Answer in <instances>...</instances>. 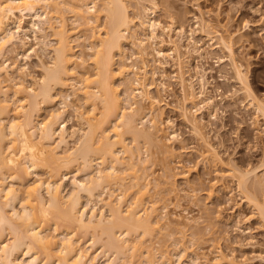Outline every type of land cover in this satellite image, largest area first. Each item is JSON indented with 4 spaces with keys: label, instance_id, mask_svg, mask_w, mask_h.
Listing matches in <instances>:
<instances>
[{
    "label": "bare ground",
    "instance_id": "1",
    "mask_svg": "<svg viewBox=\"0 0 264 264\" xmlns=\"http://www.w3.org/2000/svg\"><path fill=\"white\" fill-rule=\"evenodd\" d=\"M133 3L136 8L130 14L124 0H0V264H174L173 259L185 257L184 236L192 230L189 235L193 240L191 235L200 233L201 217L189 216L185 208L186 216L172 215L166 212L167 204L158 205L167 194L179 201L175 180L179 177L188 185L189 173V169L173 172L175 167L171 165L172 157H176L172 142L178 140L180 144L182 140L171 129V119L163 117L166 104L162 95L167 93L168 79L177 80L178 112L203 145L202 151H197L200 160L203 163L209 158L208 162H214L205 161L209 166L222 164L202 130L204 113H200L206 109L213 117L217 103L216 94L208 90V68L202 64L210 53L202 52L205 49H200L201 43L197 45L198 38L194 41V35L189 37L195 29V33L200 30L209 40L214 39L208 47L223 53L215 62L225 58L231 77L248 100L247 106L264 122V99L251 87L235 55V42L241 39L237 29L230 30L227 21L211 22L199 11L195 16L199 30L194 23L195 29L190 26L189 33L183 22L186 12L181 9L175 11L176 22L180 20L177 27H171L173 21L162 24L153 16L159 6L165 14L173 13L172 0ZM67 5L71 6L66 10L75 9L71 11L75 22L85 28L79 39L83 44L77 50L71 45L64 12L61 14ZM99 17H103L102 23ZM30 32L40 53L32 46L25 47ZM125 45L132 51L129 56ZM21 49L37 53L35 65L40 77L30 78L29 85L24 82L26 67L18 63ZM191 49L197 53L195 63L190 60ZM46 56L49 62H45ZM86 59L92 65L90 73L84 65ZM168 60L173 62L171 75L165 70ZM155 61L161 65V80L148 82L147 75L152 72L149 66ZM75 94L78 103L87 109L73 108L79 122L69 128L64 114L71 108L69 99ZM42 110H47L43 117ZM185 146L179 147L184 153ZM154 149L161 154L163 164L160 178L157 176L160 181L150 178V170L148 173L158 156ZM151 158L152 163L147 164ZM231 163H224L228 171L221 175L234 182L264 229V153L250 168ZM70 173H74L72 186L64 193L62 181ZM150 185L154 194L150 193ZM156 189L166 190L161 192L165 197H160ZM210 191L214 193L210 187L208 196ZM189 195V201L199 209L196 194ZM209 222L204 228L211 226ZM163 231L165 240L170 241L168 245L161 243L162 237L157 238L158 233L164 235ZM84 235L87 239L82 243ZM210 248L202 255L206 263L240 264L219 245ZM190 252L194 256L190 264H201L198 252ZM206 253H213V257Z\"/></svg>",
    "mask_w": 264,
    "mask_h": 264
},
{
    "label": "rangeland",
    "instance_id": "2",
    "mask_svg": "<svg viewBox=\"0 0 264 264\" xmlns=\"http://www.w3.org/2000/svg\"><path fill=\"white\" fill-rule=\"evenodd\" d=\"M133 1L135 2V0H124V2H126V4L128 5L127 7L129 9L128 11L130 14L131 13L133 14L132 11L136 8ZM172 2H174L176 7H174V4L172 3L174 8V9L172 8V12L173 11L174 12L173 13L168 12L170 14L169 16L168 13L165 14L163 8H160L161 6H159V10H157L158 12L156 11L155 14H153V16L156 19L157 18L161 19L159 21L160 22L162 21L163 22L162 24L166 23L167 25H169L173 21L171 27H175L176 25L178 26L180 20L178 21V18L176 17L178 22L177 23L175 20V16L178 15L177 13H179L177 11L181 9L180 11L182 13L186 12V14H184L185 15L184 18H186V20L184 19L183 22L187 23L185 24L187 27H185L184 25V28H187L185 29L187 31L190 28V26L194 27V28L191 27V29H195V24L197 23L196 17L199 16V11L202 13V15L205 18L208 17V19H211L210 20L211 22L215 23L216 20H220V23L222 24L225 21H227L228 22L227 25L230 30H235V29L238 30V32L241 34V39L235 42L234 45L235 55L240 58L239 60L240 62H242L243 68L246 72L247 80L250 83L251 87L261 98L264 99V0H172ZM70 6L71 5H67V7L64 8L65 10L62 9L61 14L62 12H64L63 18L65 17L64 19L66 23L65 25L67 27L66 28L67 33H70V35L68 34L69 39L70 38L72 39L70 40L72 41L71 45L74 46L75 50H77L78 48L80 49L81 45L83 44V43L81 44L79 39L83 35L82 32L85 31V28L83 27V25L78 23L79 21L75 22L76 18H74L75 17L74 15L72 16V14H74L72 12H74L75 9L73 11L66 10L67 8L70 9ZM175 11L177 13H175ZM207 13L209 14V16ZM170 16L173 18H171ZM102 19L103 17L101 18L99 17L98 21L102 23L103 22ZM197 24H196V28L197 30H199L198 29L199 25ZM80 25L82 27H80ZM82 28H84L83 31ZM194 31H196V29ZM194 31H192V35L189 37H193L194 35L193 39L198 38L197 40H200V42L197 43V45L201 43L202 45H200L201 46L200 49H205V51L202 50V52L208 51L210 53L209 54L207 52L209 55H206V53H204V56L206 55L208 59L205 56L207 60L206 59L204 60H206L207 62L203 60L202 64H203V68L204 67L205 69L208 68L207 76L211 77V78L207 77L210 84L208 90H210V92L212 90L213 95L216 94L214 96L215 98L214 100L217 103L216 104L217 106H215L216 112L214 111L215 114L213 117L212 116L209 117L208 114L209 112L207 113L208 110L206 109H203L202 113L196 111L198 112L196 113V116L199 117L200 114L204 113L203 121L205 123L204 125L205 127L202 130L206 131L205 133L207 135V139L209 138L210 140L209 143L213 145V148L217 152L218 157L222 159V164L217 163L214 165L213 161L208 162V160L210 159L205 158L206 159L205 161H207V163L213 162L212 163L213 166H211L212 164L209 166L204 161V159H203V163L202 160H200V157L198 155L199 153L197 154V151H199L198 149H201L203 145L201 144L202 146H200L201 140L199 138H196V136L194 137L192 135V131L190 130L191 128L189 126L187 127V125L184 124L183 120L181 119L180 112H178L179 111L178 106H180L178 104L180 103H179V97H178L179 95L177 89L178 86L176 83L177 80L174 77H172L170 81H168L169 80L168 79L167 81H165L168 82V84L167 83L165 84L169 85V87L167 86L166 88L167 93L166 91H165L166 94L162 93L164 94L162 95L163 101L165 99L164 103L166 104L163 108V115H164L163 117L165 120L171 119L170 120L171 129L173 128L172 130L177 131L176 132L178 135L177 137L179 138V140H182L180 141V144L186 145L185 147L187 148L186 152L184 153L179 148L180 144L178 140H177L178 142L176 140L172 142V146L176 150L175 152L176 157L175 156L172 157L171 165L175 167L173 172L175 171L176 173H178L182 170L189 169V173L187 176L188 181L186 179L188 185H186L185 184L186 182L183 179H180L179 177H177L175 180V184L178 189L177 194L180 195L179 201H173L172 194H171L172 196L170 194H169L170 196H167L168 194L166 195V197L163 196L162 194H164L166 190L164 191V189H161L162 190L161 191L162 194H161V192L159 191L160 189L159 190L156 189V191L160 192L158 193L160 197L162 198L165 197V200L164 198L163 200L161 199L162 201H160L158 205L160 204L159 206H162L163 204L165 205L167 204L166 212L172 215H180L182 217L186 216L187 214L183 212V209L185 208L186 211H189V216L190 215L192 217L198 216V218L201 217V219H199L201 221H199L200 223L198 225L199 226L198 228H200L201 230L198 229L197 231H200V233H198L197 235L195 234L196 236L194 235L196 239L193 235H191L193 240L192 239L190 240L191 237L189 233L192 230L191 231L188 230L184 236L185 244L183 245L184 246L186 245L185 247H187V251H188L184 253L185 255H182V257L183 256L185 257L180 258L179 260L173 259L174 261L173 260L172 261L176 262L177 264H188V263L190 264L191 263L190 259L194 257L190 251L194 250L196 253L198 252L199 256L201 257V259L198 262H200L201 264H208L203 260L202 255L204 254L203 252H210L209 248L214 244L215 246L219 245V247H221V249L225 251L224 253L226 254L229 253V255L233 254V256H235V258L240 264H264V229L257 220L258 218L256 217V215H254V211L252 210V208L249 207L247 203H245L240 193L237 192V188L234 187L235 185L234 182L223 177L222 176L223 174L221 175L223 171H228L227 167L224 166V163H226V165L228 164L229 166V163H231L232 161L231 164L235 162L234 165H237V167L240 168L241 167L246 168V166L250 168L258 164L257 161L264 153V122L261 119V117L256 112H254V110H252L249 106H247L248 100L245 98L244 95H242V91L239 90L240 89L239 84L236 83L233 77H231V73H230L231 71L229 69L230 67L225 63L224 60L225 58L221 59V61L223 62L221 63L218 62L220 64L216 63L217 57H221L223 53L218 48H214V49L209 48L210 47L209 45L214 43V39L209 40V38L206 37L203 33L200 34L201 32L200 30H199L200 32L197 31L196 33ZM188 32L190 33V30ZM19 34L20 36H22V32H20ZM172 34L174 35V33ZM15 35L17 36V34ZM35 36L36 38L39 39L40 35L39 33H36ZM29 37L30 39L28 42H26L25 47L28 48L32 46V49L34 48L35 50H39V48H37L36 40L34 39V33L30 32ZM50 37L53 38L52 36ZM50 37L49 40L50 41L52 40L51 42H54L53 39H51ZM194 41H196V39H194ZM185 43H187V40ZM124 47L127 52L126 54L129 56L132 53L130 47L128 45H125ZM191 47L193 48V46H190L189 48ZM19 51H20V55L18 57V63L20 64V66L24 64V66L26 67L25 70L28 76L25 77L26 81L24 82L26 83V85H29L30 82L32 81L31 80L32 78L36 79L40 77V73H39L40 71L38 67L36 68L35 65L36 54L40 53V50L37 53H35L36 51L35 52L31 51V49L30 51H28V53L22 49ZM23 51L25 53H23ZM191 52H193L192 49ZM194 53L195 52L191 53L192 55L190 56V60L192 58V61L193 58H197L196 56L197 53H195L196 55H194ZM26 54L28 56H26L27 58H24L25 57L24 55ZM47 59L49 58L47 57L45 59V62L47 61ZM49 61L50 59L48 60V62ZM168 61L170 65L167 64L165 70L167 72L171 71L170 74L168 73V75H171L172 71L174 70V67L173 69L170 68L171 63L173 62L172 60L171 61L168 60ZM195 62L196 59L195 61H193V63ZM152 63L154 64L150 65L149 67L152 66V68H150L152 72L156 67L155 68L156 71H154L155 72L154 76H152L151 75L152 72L150 73L149 71V74L151 76L147 75L149 76L148 82H151L152 80L158 82L161 80L159 76L161 75V70H159L161 68V65L158 63V61ZM84 65L86 67L87 72L90 73L92 69L90 60H87ZM211 67H212V71H210ZM157 72L159 73L157 74ZM10 74L13 75V73L11 72ZM155 77H158L159 79ZM195 87L197 90L198 86L195 85ZM77 96L76 94L75 96L71 95L72 99L71 98L69 99L71 100L70 103H72L71 104L72 106L70 108L71 110L68 108L70 111L69 110L67 111L68 113L70 112L71 114L69 113L70 114L69 115L67 112L64 114L65 116L64 118H66L65 124L69 128L76 127L78 124L77 122H79V120H77V117L75 116V112L73 108L77 107L79 110L81 109L82 111L87 109L86 105H84L83 107L80 103H78ZM74 97L77 99V101ZM58 98L59 97L57 96L56 98L57 102H59ZM57 102L56 105L58 107L59 105ZM77 105L79 107L81 105V107L79 108ZM46 111L47 110H42L41 112L42 117ZM171 124L173 126H171ZM165 129L166 130L164 131L167 133H169L171 130L170 128L169 129L165 128ZM128 139L129 137H127L126 140L128 141ZM201 151L202 149L199 152ZM153 153L154 155L156 153V155L158 156L156 157L155 155L156 158L153 156L152 158H155L154 161L151 158L150 162L147 163L149 164L152 163V161L154 162V164H150L152 166H150V169L148 168V173L150 170L151 171L150 173H152L150 175V178L151 177L158 178L162 174L161 165L163 164L161 163L162 160H159L161 159V156H159L160 153L156 152L155 149L153 150ZM178 163L181 164L180 167L177 166ZM219 164L223 165V167L219 166ZM215 172H217V175L219 173V176L215 175L216 174ZM261 173H259V175ZM73 174L72 173L68 174L66 179L65 180L63 179L62 181L64 193L68 192V190L71 189L72 185L70 184V182L72 180V177L74 176ZM77 176L79 177V175ZM220 176H222L225 180ZM42 177H45V175L43 174ZM7 181L11 183L9 179H7ZM224 182L226 184H224ZM212 183H214V186H210L212 185ZM152 187L153 186L151 185L149 186L150 188L149 190L151 194L153 193V190H151ZM210 187L211 190H214V193L213 191L212 192L210 191L211 196L210 195L208 196V191ZM223 187H226V190H224ZM153 189L155 190V188ZM156 191L155 194L157 193ZM184 193L185 194L187 193L186 194L187 196ZM189 194L191 195L196 194L195 200L197 203L200 202L199 206L201 207V211H199L200 207L198 209V207L192 205V203L189 201V197H188ZM191 195L189 196L191 197ZM156 196L153 197L157 198ZM159 196L158 198L160 199ZM177 202L180 203L178 204ZM175 203L179 205L177 206V208ZM208 222L209 224H211V226L209 225L211 228L209 226H207L208 228L207 227L204 228L206 225H208ZM163 233H164L163 235L164 237L162 236L161 233H158L160 235L156 234L157 238L159 239L158 236H160L164 239L163 240L161 238L163 240V241L161 240L162 241L161 243L167 245L170 244L168 238H166L167 240H165L166 231H163ZM177 236H178L177 234H174V237ZM82 237L83 238L81 241L83 243L87 239L86 238L87 236L84 235ZM215 246H212L210 249H212L213 247L215 248ZM169 249H171L170 246ZM214 250L215 249H213L212 251ZM206 254L208 256V253ZM212 254L213 253L211 254L209 253L208 257L209 258L213 257ZM99 262L101 263V261Z\"/></svg>",
    "mask_w": 264,
    "mask_h": 264
}]
</instances>
